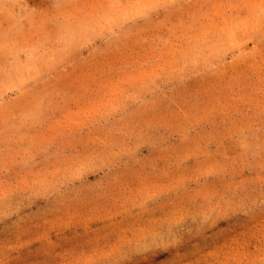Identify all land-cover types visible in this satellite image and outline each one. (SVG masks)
Instances as JSON below:
<instances>
[{
  "label": "rangeland",
  "instance_id": "obj_1",
  "mask_svg": "<svg viewBox=\"0 0 264 264\" xmlns=\"http://www.w3.org/2000/svg\"><path fill=\"white\" fill-rule=\"evenodd\" d=\"M0 264H264V0H0Z\"/></svg>",
  "mask_w": 264,
  "mask_h": 264
}]
</instances>
